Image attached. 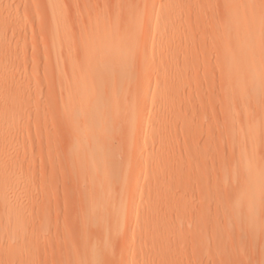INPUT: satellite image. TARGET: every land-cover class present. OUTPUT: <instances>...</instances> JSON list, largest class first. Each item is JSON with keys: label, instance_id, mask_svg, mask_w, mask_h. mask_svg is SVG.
<instances>
[{"label": "rangeland", "instance_id": "rangeland-1", "mask_svg": "<svg viewBox=\"0 0 264 264\" xmlns=\"http://www.w3.org/2000/svg\"><path fill=\"white\" fill-rule=\"evenodd\" d=\"M63 1L77 39L89 14L103 18L107 30L105 20L118 12L112 9L115 0ZM228 1L171 0L170 10L158 18L164 2L151 5L150 23L142 28L148 31L145 60L135 74L143 80L163 70L177 88L163 111L169 127L154 134L151 144L148 139L135 148L134 160L120 152L114 161L119 170L114 185L131 195L126 217L133 228L113 251L124 249L125 264H148L150 256L154 264H241L259 258L264 224L246 235L227 212L246 186L264 196L263 176L256 185L244 178L249 171L264 175V131L254 133L255 142L244 137L256 117L255 103L243 105L233 93L232 132L224 135L219 127L223 116L217 103L226 87L220 79L224 55L215 43L225 34ZM250 7L261 22L259 0H251ZM56 11L57 0H0V198L5 202L0 214L7 221L0 235L9 240L8 264H76L85 237L86 160L67 144L71 133L60 120L54 86V69L66 61L53 24ZM168 16L176 17H170L176 28L164 26ZM166 48L171 51L161 50ZM238 55L233 54L235 64ZM259 66L264 68V57ZM237 73L235 81L242 83L247 72ZM11 100L19 104L9 111ZM113 146L118 150V140ZM144 150L147 158L138 156ZM131 170L137 175L126 186Z\"/></svg>", "mask_w": 264, "mask_h": 264}, {"label": "bare ground", "instance_id": "bare-ground-1", "mask_svg": "<svg viewBox=\"0 0 264 264\" xmlns=\"http://www.w3.org/2000/svg\"><path fill=\"white\" fill-rule=\"evenodd\" d=\"M154 1L115 0L112 9L116 8L118 12L105 20V23L110 24L109 29H103L105 25L103 18L97 20L96 16L89 14L86 17L88 25L84 35L77 39L72 34V23L64 11V1L57 0L56 19L53 24L59 49L66 54V61L58 64L54 69L59 116L71 133L67 144L78 148L76 154L84 156L86 160L84 170L88 173L86 187L90 195L82 220L85 237L82 238V245L74 256L77 259L76 264L82 262L96 264L101 259H110L117 264L126 263L123 258L124 249H119L118 254L114 253V255L115 246L104 247L95 239H89L87 227L97 212H106L113 222V238L116 237L115 228L118 222L119 242L123 234L133 228L126 217V205L131 195L114 185L119 174L118 168L116 169L114 165L115 158L119 157L121 152L134 160L137 156L135 148L145 145L148 139L151 144L154 134L169 127V123L165 122L163 111L168 104L166 97L176 92L177 83L171 81L163 70L159 71L160 74L156 78L143 80L135 74L136 69L143 66L145 60L143 52L147 48V43L144 36H147L148 31L142 28L150 23L149 12ZM158 1L164 3L158 8L157 18L161 16L162 11L165 15L170 10L171 0ZM250 3L251 0L228 1V15L222 23L225 34L215 43L220 53L224 55L220 67L222 70L220 79L226 87L223 98L218 102L219 104L217 103V110L219 109L218 112L223 116L217 128L221 133L219 129L221 127L224 135L232 132L231 103L234 93V97L243 105L255 103L256 117L251 126L244 128V137L255 142L254 133L264 131V68L259 66L262 58L261 37L258 35L261 31V22L256 21ZM170 17L172 16L165 19L164 26L173 25L176 28L175 19L172 21ZM236 36L239 40L233 39ZM152 46L151 44L150 48ZM161 50L165 53L171 51L169 48ZM235 51L239 53L236 64L233 62ZM2 66L0 65V71L3 69ZM239 69L247 72V77L242 83L235 81L238 79L236 75L239 76L237 73ZM235 86L238 88L236 92L233 91ZM9 88L17 89L16 86ZM7 98L3 97L5 100ZM258 100L261 102L258 104L254 102ZM13 101L6 107L9 111L19 104ZM245 112L248 119L249 115L252 117L250 111L245 110ZM179 116H181L180 112L176 111L175 119ZM114 139L118 140V150H114ZM84 146L86 150L81 151ZM146 151L138 156L142 154L147 158ZM103 162L109 164L104 170H99ZM250 174L249 171L244 178L253 180L255 185L262 176L264 177V175ZM135 175L137 174L134 170H131L124 184L129 185L135 179ZM252 190L246 186L235 195L227 207L231 218H234L246 235L264 224L262 221L264 196L258 190L255 192ZM135 199L139 201L138 195ZM3 207L5 202L0 198V209ZM6 222L0 214V234L4 231ZM107 236L106 232V239ZM8 249L7 236L0 235V264H8ZM147 262L154 264L155 258L150 256Z\"/></svg>", "mask_w": 264, "mask_h": 264}, {"label": "snow or ice", "instance_id": "snow-or-ice-1", "mask_svg": "<svg viewBox=\"0 0 264 264\" xmlns=\"http://www.w3.org/2000/svg\"><path fill=\"white\" fill-rule=\"evenodd\" d=\"M259 6L261 9V53L264 57V0H259ZM250 94H251V90ZM261 145L264 147V133L261 135ZM264 159V155H262ZM262 217H264V210H262ZM113 222L111 217L106 212H97L95 217L91 220L87 227V235L89 239H95L99 245L104 247L117 246L119 244L118 233L119 227L118 222L116 224V237L112 236ZM108 233L107 239L105 233ZM82 264H87V262H82ZM96 264H117V262L110 259H101L96 262ZM228 264H235V262H228ZM241 264H264V242H262L259 249V258H250L246 262H241Z\"/></svg>", "mask_w": 264, "mask_h": 264}]
</instances>
